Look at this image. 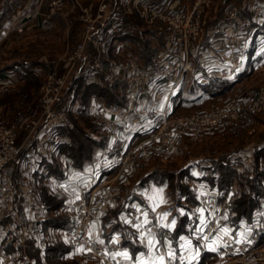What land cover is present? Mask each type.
<instances>
[{
	"label": "rangeland",
	"instance_id": "obj_1",
	"mask_svg": "<svg viewBox=\"0 0 264 264\" xmlns=\"http://www.w3.org/2000/svg\"><path fill=\"white\" fill-rule=\"evenodd\" d=\"M18 1L20 5L17 10L12 12L11 17L2 21L0 25V75L5 73L8 76L6 79L7 81L5 77H2L4 81H0V142L2 141V136L6 129L12 128L16 133L20 145H22V143H25V145L33 143L34 146H36L34 138L35 132L32 133L27 125L30 121L34 119L37 120L42 116L44 110L43 99L46 94L55 95L61 93L63 96V106L67 114L66 123L69 122L71 112V118H75L73 114L74 109L80 104L77 99L78 94L74 88V84L76 85L75 77L77 78L82 72L80 69L81 63L85 59L88 63L95 59H99L103 66L106 67L113 62L118 65L121 71L120 74H122L123 65H125L130 56L133 55L132 53L125 54L123 50L127 48L133 50L132 52L136 50L127 45L118 47L117 45L123 44V41L119 40L117 36L129 30L132 24L138 23L143 29L160 28L166 31V49L171 51L169 46L177 47L175 42H169L167 40L171 31L168 22L146 18L143 13H152L153 10L151 11L150 8L145 10L144 5H146V3L142 6L139 0H131V2H128V0H61V5L59 3L56 4V0ZM148 1L149 0H146L149 6L150 2ZM207 1L210 2V8L206 9L205 7V14L211 11L212 13L223 12L225 15L229 13L230 8L236 5L235 3H237V7H239L240 10L243 9L246 14H252L253 3L256 1L261 3L264 2V0ZM178 2L179 3L175 5V2L171 3L166 0L162 4L156 3V5H151V8L157 10L164 8L165 11H170L173 7H175V9H186L187 4H191L193 0H178ZM103 5H106V7L104 10H101ZM26 6L28 7L25 8ZM6 9L7 7L4 5L0 6V13ZM110 10L122 13L123 16H121V19L125 24H128V26L124 30L120 29L115 35L110 36V34L104 32L102 38L96 40L95 37H91L90 35L92 25L93 23H99L100 14L105 15L106 12L109 13ZM17 14H20L21 20L18 22L23 23L22 29L12 21L13 17ZM30 14L31 17L33 15L35 18L32 22H26ZM208 18L209 17L205 20L204 35L201 40L202 43L206 38L207 26L211 25L213 22L211 21L210 24ZM226 21L228 24L230 23V19L227 18V16ZM263 39L264 35L259 36L257 40L259 42L252 41L250 46L258 44L264 47ZM132 44L137 49L133 42ZM127 50L130 51L129 49ZM248 50L247 48V53ZM247 59L248 57L246 56L245 62ZM21 61L32 62L30 68L38 75L37 78L29 81H25V79L16 81L20 72L11 69L4 71L9 65ZM107 81L110 82L108 79ZM119 81L127 83V102L129 106L130 84L127 80L116 79L110 83H117ZM183 82L184 80L182 83ZM95 100V98H92L89 101L90 106H93ZM229 100H238L240 105L244 108L243 115L239 120L232 123L224 122L221 125L209 127L201 130L198 134L177 130L173 138L174 146L172 150H165L158 146L149 160L135 161L125 174H119L120 169L116 166V174L111 177L114 180L111 181L109 179L105 182L106 190L104 197H102L100 193L95 200L94 204L97 206L98 218L101 212L107 209L108 205H114L116 200L120 199L124 193V188L118 183L117 179L128 175L133 169L135 170L134 173L137 175L129 184V188L131 189V191L130 189L129 191L132 193L134 191L137 192L136 190L138 189L141 179L143 180L154 172L162 171L169 175L171 174V186H169L167 182L159 183L151 180L138 191L139 200L155 209L160 224H167L175 220L176 227V225L180 223L182 215L187 212L191 215L195 203L198 202L199 204V184L191 178L188 171L191 169L194 175H198L201 172L198 167L203 157H218L236 150H242L243 153L248 150L254 152L257 145L264 142V54L263 61L257 67L251 68L246 75L242 76L231 87L223 91L222 94L213 99L202 101L201 103L181 107L177 110L172 109L170 110V114L174 116H183L196 114L204 110H215ZM256 101H258V103L254 105V108L249 109V106ZM138 102L130 104L132 105L131 109L136 107ZM57 107L59 108V105H57ZM89 114L90 118L82 116L77 119L80 121L84 120L85 123L83 125H91L92 127L89 129H99L100 135H106L107 142L110 137L115 136L117 130H112L110 126L94 118V116H92V111ZM159 114L154 117L152 128H155L156 121L160 116ZM140 139L133 142L124 150L128 151L131 147L136 145ZM22 153L24 155L23 147L20 146V157ZM21 164L22 163H18L16 166L10 164L6 165L4 167L6 174L11 176L12 180L18 185L26 187L28 183H32L34 186L33 198L35 201L36 198L39 197L48 208L50 207L49 205H51L52 208H56L57 201L61 199L53 196L54 193L47 190L48 187L44 184L42 179L33 177L32 169L28 163ZM192 164L195 167L190 168ZM197 165L198 167H196ZM4 183V178L0 177V195L5 215L12 220V224L14 225L15 220L7 213V207L2 198ZM244 184L245 183H238L234 178L226 198H229V196L233 194L231 191L235 190L236 196L234 197L236 198H231L230 196V201H234L235 203L237 199H241L244 193L248 192L251 187L249 180L246 185ZM96 188L98 191L102 189L98 186ZM116 188L121 191L115 192L114 189ZM260 208L264 210V195L260 196ZM133 209L134 207H131L130 211ZM181 212H183V214H181ZM165 214H167V218L162 219ZM22 215L26 217V212L24 210H22ZM59 215L63 217L66 216L65 214ZM53 217H55V215ZM182 223H184V220ZM130 229L136 234V228ZM251 229V227L248 228L250 232L252 231ZM262 234L257 248L245 257L208 255L206 256L207 258H202L200 264H264V241L261 240ZM46 235V232L44 231L42 233L41 230L37 238L39 239L38 246H35L32 250L29 248L30 252L32 251L37 260L34 263L32 261L28 262V264H98V262L96 263L86 255L82 247L83 253L79 256L69 257L67 254L72 250L73 246H78L72 242V240L71 242H67L62 238L56 237L54 242L44 244ZM6 236L7 234L0 239V253L4 251L7 252L9 244L15 245L13 242L7 243ZM136 237L141 241L137 234ZM37 239L33 240L36 241ZM16 243L19 244V242ZM26 244L27 242L20 243V245ZM29 249L26 250L29 251ZM60 249L62 254L58 255V250ZM22 253L24 252L22 251ZM47 253H49L50 256H48ZM15 261L17 262V260Z\"/></svg>",
	"mask_w": 264,
	"mask_h": 264
},
{
	"label": "built area",
	"instance_id": "obj_2",
	"mask_svg": "<svg viewBox=\"0 0 264 264\" xmlns=\"http://www.w3.org/2000/svg\"><path fill=\"white\" fill-rule=\"evenodd\" d=\"M207 0H193L187 4L186 9L171 8L170 11L152 9L151 2L147 5L146 0H139L144 9L150 8L152 13L144 12L146 18L150 20H163L168 22L170 33L167 40L175 42L177 47L166 49L153 64H145L143 58L138 53H132L125 65L122 74L116 63H110L104 67L99 59L88 63L85 59L80 66L82 71L92 69L96 73H104L106 78L113 82L116 79H125L130 84V104L138 102L142 94L150 88L166 87V105L160 112L155 129L141 138L136 145L128 151H120L115 154L114 164L120 169L119 174L127 173L130 166L135 161L149 160L159 146L165 150H172L173 138L177 130L189 131L198 134L201 130L212 126L221 125L224 122L232 123L239 120L244 112V108L238 100H229L220 105L215 110H204L192 115L174 116L170 114L171 98L175 95L184 80L186 74L197 75L202 83L217 78H228L237 74L245 63L247 48L254 41L253 37L264 26V2H254L252 14L242 13L239 7L234 5L226 15L230 23L223 28L216 39L202 45L205 26V3ZM62 1H55L60 4ZM131 2V0H128ZM149 2V1H148ZM162 4V3H160ZM61 5V4H60ZM26 6L25 8H27ZM103 5L101 10H104ZM107 9V8H106ZM122 13L109 11L100 14L99 23H93L91 37L96 40L102 38L103 33L115 35L120 29L124 30L128 24L121 19ZM20 14L15 15L12 21L22 29L23 23ZM122 20V22H121ZM248 32V34H247ZM261 33V32H260ZM118 35V34H116ZM196 52H198L196 54ZM208 53H218L226 56L229 67H206L201 64L203 57ZM197 55V57H195ZM7 77H5V80ZM0 81H4L0 77ZM7 81V80H6ZM91 109L92 116L100 122L110 126L112 130H117L122 120L123 113L118 114L112 109H102L96 106L97 101L93 102ZM249 106L253 109L254 105ZM125 110L131 109L130 105ZM59 105V108L57 107ZM62 106V107H60ZM44 110L39 119H34L28 123V127L34 133V150L42 157H47L59 149V145L64 142V134L61 127L67 121V114L63 106V96L61 93L55 95L46 94L43 99ZM247 108V105H246ZM20 146L14 129L7 128L0 142V177L4 178L2 189L3 202L7 207V213L13 217L15 224L7 234L6 242L25 243L29 240L37 239L41 232L39 219L35 216L36 201L33 198L34 186L28 183L26 187L18 185L11 176L6 174L4 167L8 164L16 166L21 163ZM231 168L235 172V181L246 183L254 173V152L248 150L234 155L231 161ZM199 184V219L185 238L192 241L194 245L182 251H174L175 259L168 256L167 241L173 239V230L163 227L158 222L157 213L150 205L139 203L134 209L129 211L126 222L128 227L136 228V234L142 242H147L153 236L159 243L161 256L165 257L164 264H200L202 258L207 253L214 255H224L231 257H245L257 248L260 236L264 232V210L259 208L254 212L253 221L250 223L242 222L238 226L234 225L236 209L234 201L236 198L235 190L231 192V198L219 199L218 191L207 181H197ZM242 185V184H240ZM120 192V189H114ZM100 191L92 187L90 182H84L80 186L79 194L72 198L65 209L70 214L73 227L70 230L72 242L81 246L86 255L98 264H126V259L117 253H123L122 245L117 240L102 241L97 239L91 231L92 224L98 218L97 206L94 204ZM235 200V199H233ZM22 210L26 212V217L22 215ZM145 213L147 214V224H144ZM201 218L207 222V227L203 233L195 230L201 225ZM142 225L137 228L136 225ZM252 228L251 232L248 228ZM221 229H227L225 234ZM243 233L247 240L237 243ZM143 234V235H142ZM202 236H207L204 240ZM216 243H213V240ZM1 241V240H0ZM209 245L216 250L212 251ZM180 249V248H179ZM199 255H196V252ZM190 257H195L190 259Z\"/></svg>",
	"mask_w": 264,
	"mask_h": 264
},
{
	"label": "crops",
	"instance_id": "obj_3",
	"mask_svg": "<svg viewBox=\"0 0 264 264\" xmlns=\"http://www.w3.org/2000/svg\"><path fill=\"white\" fill-rule=\"evenodd\" d=\"M150 1H154L156 3H163L166 0H149V2ZM168 2H175V5L179 3L178 0H168ZM205 4L206 9L210 8V2L206 1ZM241 12L245 13L243 9H241ZM30 17L28 16V20L26 22H32V20L35 18L33 15L31 18ZM207 17H209L208 20L210 24L211 21L213 22L211 25L207 26L206 38L202 43V45L204 46L212 42L213 39H216V37L223 32V28L228 24L226 21V15L223 12L212 13L211 11H209L205 14V20ZM260 32H258L257 34L255 33L256 36L253 37V40L257 43L259 42L257 41L259 36L264 35V30L262 31L261 29ZM122 43L123 44L117 46L122 47V45H127L128 47H133L136 50L135 52H132L133 50H130V48L126 47L130 51L124 49L123 51H125V54L138 52L132 42L123 41ZM250 44L247 53L248 59L246 60L245 65L240 69L238 73H242L246 70L248 72L249 70H251V68L257 67L263 61V45L261 47L258 44H254L255 46H250ZM197 53L198 52H196V54ZM195 57H197V55ZM201 64L206 67H229L226 56L218 53L206 54L203 57ZM192 76L194 75L188 73L180 88H183V90L188 91L191 83L189 81V78ZM92 79L96 81L101 80L99 76H94L92 77ZM19 80L23 79L17 77L16 81ZM165 88L166 87H161L160 90L158 86L150 88L146 93L141 95L138 104L132 109L125 110L122 107L114 105L113 109L117 111L118 114L123 113V117L120 121L117 133L115 134V136L109 138V141L105 147L98 148L95 151L93 158L87 160L82 167L76 166L74 164L73 159L60 150V147L63 143H68L71 140L70 136L66 134H64V142L59 145V149L55 153L47 157H42L37 152H35V147L33 143H29L28 145L22 143L24 155L23 153L21 154V165H23L24 163H28L32 169L33 177L42 179L44 181V184L48 187L47 190L54 193L53 196L61 199L60 201H63L60 205L56 206V208H52L50 205V207L48 208L47 205L45 206V204L39 197L36 198V210L34 211V214L41 223L42 233L45 231L47 234L46 239L44 240V244L54 242L56 237L62 238L67 242H71V228H68L66 226H56L53 224H49L48 221L54 215L55 217L60 216L59 214H65L71 219V216L67 212L65 207L72 198L79 194L80 186L84 182H90L92 187H101L102 189H100V193L102 197H104V193L106 190L105 182L109 179L111 181L114 180L111 177H113L117 171V167L114 164H111L114 161L115 153L126 149L133 142L145 137L148 132L155 129L152 128L155 119L154 117L158 115L162 111L163 107H165L166 105V93L164 90ZM170 107V110H172V102ZM233 152L234 155H237L238 152L241 153L243 151L236 150ZM203 158L200 161L199 167L198 165L196 166L200 169V171L201 162L206 159H210L211 157H206L204 159ZM45 159L49 161H55L57 163V173L48 172L49 170L45 168V165L43 163ZM193 167L195 166L192 164V167L190 168ZM134 171L135 170L133 169L129 172L128 175L117 179L118 183L123 186L124 193L120 197V199L116 200L114 205H108L107 209H104L101 212V215L98 220H96L92 224L91 231L92 234L99 240L119 241L122 245V251L127 252L130 257V259H126V264H138L139 261H142L143 264H160L158 257L161 256V253L159 251L158 241L153 236H151L149 239H153L156 243L155 247L150 249L148 243L141 242L136 237V234L133 233L132 229L128 227L126 222V218L128 212L130 211V208L134 207L139 203H143L138 198V191H140L146 185H138V189L136 190L137 192H130L131 189L129 188V184L132 182V180H134V177L137 175L136 173H134ZM190 173L194 175L191 169L188 171V174ZM200 173L198 175H200ZM191 178L196 182L201 180L205 181V179H200L198 177ZM141 180L139 184L141 183ZM178 225L179 224H177L176 227L172 229L173 234ZM12 228V220L5 215L4 206L2 204L0 195V239H2L3 236L8 234ZM190 232L191 231L183 232L179 234L178 237L174 236L172 240L167 241L168 249L170 250L171 248V250L173 251H182L185 248H189L185 244V241L189 240H181L180 238H186ZM38 241L39 239H37L36 241H27L26 245H28L29 247L26 245H20V243H15V245L9 244V246L7 247L8 251L0 253V264H28V262L31 261L33 263L36 262L37 258L32 253V251L30 252V249L32 250V248H34L35 246L37 247L39 244ZM192 245H194V243H192L191 241V246ZM26 249H29V251H27ZM22 251L24 253H22ZM81 253H83L82 248L78 245L73 246L72 250L67 255L69 257H74L79 256ZM15 260H17V262Z\"/></svg>",
	"mask_w": 264,
	"mask_h": 264
},
{
	"label": "trees",
	"instance_id": "obj_4",
	"mask_svg": "<svg viewBox=\"0 0 264 264\" xmlns=\"http://www.w3.org/2000/svg\"><path fill=\"white\" fill-rule=\"evenodd\" d=\"M5 6L7 9L0 13V25L1 22L11 17V13L15 12L20 5L18 0H0V6ZM264 27V26H263ZM262 27V28H263ZM264 30V28H263ZM256 35H254L255 37ZM119 40L133 42L137 51L144 59L145 64H153L157 61L158 57L166 51V31L160 28H147L143 29L138 23L132 24L129 30L124 31L117 36ZM32 62L21 61L13 65H9L4 71L9 69L20 72L19 78L25 79V81L33 80L37 78V74L30 68ZM247 70L235 74L228 78H217L202 84L196 75L189 78L190 86L188 91L180 88L178 92L171 98L172 109H179L188 105H194L201 103L202 101L213 99L216 96L222 94L223 91L231 87L242 76L246 75ZM99 76L100 81L93 80L92 77ZM187 76V74H186ZM185 76V78H186ZM0 77H8L7 74L2 73ZM76 85L74 88L77 91V99L79 106L74 109L73 114L75 118L69 117V122L61 127V132L70 136L71 140L68 143H63L60 150L67 156L71 157L74 164L78 167H82L83 164L93 158L95 151L98 148L105 147L107 142L106 135H100L99 129L91 128V125H83L84 120L77 118L86 116L89 117V113L93 106H90L89 101L95 98L96 106L102 109H112L114 105L122 108L128 107L127 102V83L119 81L117 83H110L107 81L103 73H96L92 69L82 71L76 78ZM185 80V79H184ZM73 121V125H72ZM83 121V123H82ZM234 158V152H228L218 157H211L201 162V173L198 176L190 173L191 177H198L205 179L214 187L219 193V199L227 196L230 190L231 184L235 178V172L231 168V161ZM45 168L48 172H58V165L55 161L44 160ZM264 142L257 145L254 151V174L250 181V189L244 193L241 199L235 201L236 216L234 218V225L238 226L242 222L250 223L253 221L254 212L260 208V196L264 195ZM186 169V168H185ZM184 170V169H183ZM185 172V171H184ZM171 174L165 172H154L144 178L140 186L145 185L147 182L154 180L159 183L170 182ZM62 201H57L56 206L60 205ZM51 206V205H50ZM191 215L187 212L181 217V221L174 231V236L178 237L183 232H189L196 225L199 219L198 202L195 203V207L192 209ZM184 220V223H182ZM49 224L56 226H66L68 228L73 227V221L69 216H56L52 217ZM264 241V232L261 237ZM32 241V240H29ZM58 255L62 254L61 249L58 250ZM50 256L49 253H47ZM208 255H214L207 253L203 257L207 258Z\"/></svg>",
	"mask_w": 264,
	"mask_h": 264
},
{
	"label": "snow or ice",
	"instance_id": "obj_5",
	"mask_svg": "<svg viewBox=\"0 0 264 264\" xmlns=\"http://www.w3.org/2000/svg\"><path fill=\"white\" fill-rule=\"evenodd\" d=\"M181 214H183V212H181ZM166 218H167V214H165L164 217H163L162 219H166ZM148 222H149V221L147 220V214L145 213L144 224H147ZM175 224H176V221H175V220H172L170 223L163 224L162 226H163V227H167V228H173V227H175ZM136 227L139 229V228L142 227V225L138 224V225H136ZM206 227H207V222H206L203 218H201V225H200L195 231H196L197 233H203L204 228H206ZM221 231L224 232L225 234H227V232H228L227 229H221ZM142 235H143V234H142ZM240 236H241V239L238 240L237 243H241V242H244V241L247 240V237H246L243 233H241ZM202 238H203L204 240H207V239H208L207 236H202ZM180 239H181V240H184L185 238H184V237H181ZM147 243H148L149 248L151 249V248H154V247H155V243H156V242H155L153 239H148ZM213 243H216V240H215V239L213 240ZM185 244H186L188 247H191V241H190V240H189V241H185ZM209 248H210L212 251H215V250H216V249H215L214 247H212L211 245H209ZM117 255H122L125 259H130V257H129V255H128L127 252L117 253ZM196 255H197V256L199 255L198 250H197V252H196ZM168 256H169L170 258H172V259H175V258H176V256H175V252H174L173 250H171V248H170V250H169V252H168ZM194 258H195V257H190V259H194ZM158 260H159L160 264H164L165 257H164V256H160V257H158ZM138 264H143V262H142V261H139Z\"/></svg>",
	"mask_w": 264,
	"mask_h": 264
}]
</instances>
